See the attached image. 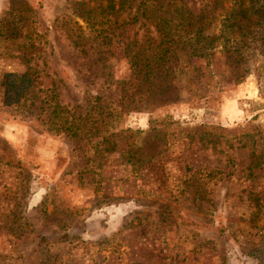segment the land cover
Instances as JSON below:
<instances>
[{
	"label": "rangeland",
	"instance_id": "obj_1",
	"mask_svg": "<svg viewBox=\"0 0 264 264\" xmlns=\"http://www.w3.org/2000/svg\"><path fill=\"white\" fill-rule=\"evenodd\" d=\"M112 2L0 0V264H264V49L143 81Z\"/></svg>",
	"mask_w": 264,
	"mask_h": 264
},
{
	"label": "trees",
	"instance_id": "obj_2",
	"mask_svg": "<svg viewBox=\"0 0 264 264\" xmlns=\"http://www.w3.org/2000/svg\"><path fill=\"white\" fill-rule=\"evenodd\" d=\"M148 1L147 8L154 7V11L145 10L146 1L138 4L135 10L146 21L150 20L157 32V41L144 36L135 54H127L131 73L137 75L143 71V81L150 80L151 69L146 63L148 54L153 59L157 57L159 62L156 64L164 68L167 75L177 69L170 63L192 58L207 59L215 50L242 63L251 49H264V0H208L197 15L192 14L182 0ZM112 7V0H107L108 10L112 11ZM121 7L122 2L118 1V9ZM91 11L92 8H88L86 16ZM80 16L82 18V14ZM69 32H74L73 28ZM72 39L73 46L79 47L80 37L75 34ZM22 48L29 49L28 46ZM142 62L144 65L141 66ZM28 82L23 75L14 82V86L19 88V85ZM9 90L4 91L5 96ZM71 122L67 124L63 120L57 130L65 131L71 137L76 136Z\"/></svg>",
	"mask_w": 264,
	"mask_h": 264
}]
</instances>
